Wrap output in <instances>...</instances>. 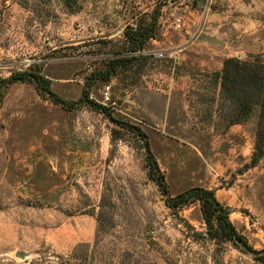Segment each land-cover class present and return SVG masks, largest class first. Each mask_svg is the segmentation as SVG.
Listing matches in <instances>:
<instances>
[{
  "label": "rangeland",
  "instance_id": "rangeland-1",
  "mask_svg": "<svg viewBox=\"0 0 264 264\" xmlns=\"http://www.w3.org/2000/svg\"><path fill=\"white\" fill-rule=\"evenodd\" d=\"M155 15L159 32L143 55L103 78L134 54L126 30ZM250 56L264 59V0H0V264H262L244 246L209 239L199 202L176 214L166 205L139 136L87 105L56 103L34 82H1L40 73L66 102L88 90L148 135L172 196L215 190L262 250L264 210L246 204L264 205V162L240 174L258 113L218 134L186 99L193 76Z\"/></svg>",
  "mask_w": 264,
  "mask_h": 264
},
{
  "label": "trees",
  "instance_id": "trees-1",
  "mask_svg": "<svg viewBox=\"0 0 264 264\" xmlns=\"http://www.w3.org/2000/svg\"><path fill=\"white\" fill-rule=\"evenodd\" d=\"M78 0H65L68 5ZM158 15L147 25L130 27L125 34L131 43V56L121 57L111 61L107 75L116 72L121 65L132 63L137 54L143 55L145 45L150 39H155L159 32ZM4 87L20 82H34L41 95H51L56 103H62L71 108L89 106L96 111H102L113 123L139 136L144 142L148 175L153 180L162 195L166 205L176 214L180 209L195 202L200 203L203 219L207 226L208 238L215 242H231L237 247L244 246L256 254L255 259L264 264V249L256 250L236 227L231 219L232 209L222 203L213 189L193 187L176 196H172L165 174L151 149L148 135L135 125L120 121L113 117L110 109L90 98L85 90L78 102H66L52 91V81L44 75L31 71L16 72L3 79ZM190 113L197 122L212 126L218 134L227 133L238 124L247 123L258 113V129L255 149L250 163L246 164L240 174L255 168L264 158V59L260 56L248 58L231 57L224 61L223 68L214 72L198 73L192 77V82L186 93ZM3 94L0 90V106ZM67 104V105H66ZM114 139H117L115 137Z\"/></svg>",
  "mask_w": 264,
  "mask_h": 264
},
{
  "label": "crops",
  "instance_id": "crops-1",
  "mask_svg": "<svg viewBox=\"0 0 264 264\" xmlns=\"http://www.w3.org/2000/svg\"><path fill=\"white\" fill-rule=\"evenodd\" d=\"M236 126H244V125H241V124H238V125H234L232 128H234V127H236ZM264 162V158L261 160V162H260V164L257 166V167H255V168H252V169H250L248 172H250V171H252L253 169H257V168H259L260 167V165L262 164ZM248 172H246V174H248ZM246 174L244 175V176H246ZM257 188V187H256ZM255 188V189H256ZM253 189H254V187H253ZM248 190H250V188H248ZM248 193V192H247ZM246 206L250 209V210H252L253 212H263V210H264V205H260V204H258V205H247L246 204Z\"/></svg>",
  "mask_w": 264,
  "mask_h": 264
},
{
  "label": "built area",
  "instance_id": "built-area-1",
  "mask_svg": "<svg viewBox=\"0 0 264 264\" xmlns=\"http://www.w3.org/2000/svg\"><path fill=\"white\" fill-rule=\"evenodd\" d=\"M177 22H178V26H180L181 25V19H178ZM160 56H163V55H160ZM104 96H105L104 98H105L106 101H110V99H111V97H110V87L106 88Z\"/></svg>",
  "mask_w": 264,
  "mask_h": 264
},
{
  "label": "water",
  "instance_id": "water-1",
  "mask_svg": "<svg viewBox=\"0 0 264 264\" xmlns=\"http://www.w3.org/2000/svg\"><path fill=\"white\" fill-rule=\"evenodd\" d=\"M16 256L17 257H21V258H26V253H24V252H17L16 253Z\"/></svg>",
  "mask_w": 264,
  "mask_h": 264
}]
</instances>
